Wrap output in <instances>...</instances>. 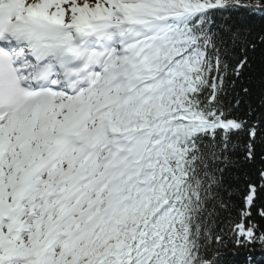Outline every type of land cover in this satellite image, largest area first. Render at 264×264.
Wrapping results in <instances>:
<instances>
[{
  "label": "snow or ice",
  "instance_id": "obj_1",
  "mask_svg": "<svg viewBox=\"0 0 264 264\" xmlns=\"http://www.w3.org/2000/svg\"><path fill=\"white\" fill-rule=\"evenodd\" d=\"M234 13L264 0H0V264L264 250V35Z\"/></svg>",
  "mask_w": 264,
  "mask_h": 264
},
{
  "label": "trees",
  "instance_id": "obj_2",
  "mask_svg": "<svg viewBox=\"0 0 264 264\" xmlns=\"http://www.w3.org/2000/svg\"><path fill=\"white\" fill-rule=\"evenodd\" d=\"M225 21L227 23H225ZM218 27L231 28L234 32L239 33L241 40L259 42L261 35H264V18L260 16H250L244 13H234L230 16L217 17ZM251 66L244 70V83L252 81L253 99L260 94V77L264 73V46L258 47L255 52L249 53ZM246 106H242L239 115H244ZM258 162L260 148H257ZM259 163L255 167H258ZM254 166H248L239 173L241 177L248 172H255ZM264 197V194H262ZM235 216V210L233 212ZM221 264H264V250L260 247L255 248H233L229 246L222 250Z\"/></svg>",
  "mask_w": 264,
  "mask_h": 264
}]
</instances>
